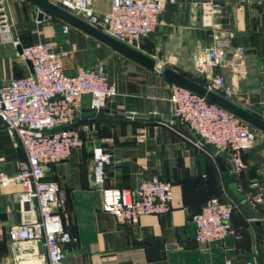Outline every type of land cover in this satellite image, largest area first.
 I'll return each instance as SVG.
<instances>
[{"label":"crops","instance_id":"0c3cea01","mask_svg":"<svg viewBox=\"0 0 264 264\" xmlns=\"http://www.w3.org/2000/svg\"><path fill=\"white\" fill-rule=\"evenodd\" d=\"M110 3L94 0L93 9L103 14ZM8 7L21 44L44 40L60 46L65 52L66 73H73L76 66L102 64L117 89L98 111L90 108L87 96L82 98L73 126L84 145L54 163L47 174L65 196V228L77 239L64 244V263L224 264L229 258L232 264H244L248 259L264 264V131L249 124L256 138L242 153L243 167L234 182L242 196L238 198L230 188L233 169L228 153L210 155L196 147L187 139L196 138L195 133L182 120L170 123L169 118L127 115L172 116L170 87L174 82L55 16L39 20V9L26 0H8ZM200 14L199 0L168 3L144 54L203 86L215 73L221 74L231 93L219 94L264 120V0L218 2L212 20L217 30L235 32L232 50L224 65L201 70L194 66L192 54L210 44L211 29L200 24ZM65 24L69 26L66 32L62 30ZM49 26L51 30H45ZM239 46L244 49L240 55L236 54ZM4 49L0 44V82L30 71L25 61V70L21 64L13 66ZM141 131L146 138L138 142L135 136ZM97 145L112 155L105 167V186L132 189L140 178L155 175L173 184L170 209L140 216L137 223L119 222L104 211L93 179L92 150ZM22 159L15 135L0 120V175H15ZM19 189L14 181H0V264H14L16 250L7 230L20 220L13 195ZM256 193L260 201L254 199ZM212 197L235 203L230 219L233 232L221 240L201 243L194 238L193 215ZM31 214L39 217L36 204ZM34 248H20L18 252L25 253L20 264H35L34 259L39 260L37 264H48L44 247L38 244Z\"/></svg>","mask_w":264,"mask_h":264},{"label":"built area","instance_id":"2783aa9c","mask_svg":"<svg viewBox=\"0 0 264 264\" xmlns=\"http://www.w3.org/2000/svg\"><path fill=\"white\" fill-rule=\"evenodd\" d=\"M49 1L115 39L134 46V42L155 30L166 5L177 0H111L109 10L103 14L94 11V0ZM199 1L200 24L211 29L210 44L192 54L194 66L201 70L225 64L235 32H221L213 23L215 8L221 0ZM12 27L8 0H0V44L14 48L20 44L19 55L32 67L21 77L0 82V120L15 135L23 151L17 173L10 177L0 175V181H14L20 186L13 194L19 206L20 220L9 226L7 237L16 250L14 264H20L19 260L25 255L18 252L20 248L35 251L38 244L44 247L48 264H65L63 246L77 239L65 228V196L59 184L47 178V174L54 163L68 158L73 149L84 145L79 131L73 126L82 98L87 96L90 108L98 111L117 94V89L102 64L88 68L76 66L73 73H66L65 52L60 46L44 40L23 45L18 37L14 39ZM68 28L65 24L62 30L66 32ZM243 53V47L236 48V54ZM206 88L225 95L231 93V87L219 73L211 77ZM170 101L172 115L200 136V139L188 137L192 144L210 155L216 154L205 149L204 144L209 143L217 152L229 154L236 172L243 167L242 153L253 146L256 138L249 124L177 83L171 84ZM169 120L173 122V119ZM145 138L142 131L135 136L138 142ZM92 160L94 183L102 198L101 207L119 222L137 223L140 216L161 214L170 209L172 182L153 175L140 178L132 189L107 187L105 167L112 160L110 151L97 145L92 150ZM254 199L261 200L259 193ZM35 204L38 218L31 214ZM234 207V202L209 198L193 215L194 238L209 243L232 233L230 219ZM224 264H232L231 259L226 258ZM244 264L254 262L248 259Z\"/></svg>","mask_w":264,"mask_h":264},{"label":"water","instance_id":"95a60500","mask_svg":"<svg viewBox=\"0 0 264 264\" xmlns=\"http://www.w3.org/2000/svg\"><path fill=\"white\" fill-rule=\"evenodd\" d=\"M33 5H35L39 12L37 14V18L41 20L43 17L47 18L49 15L55 16L59 18L60 20L66 22L67 24L82 30L83 32L89 34L90 36L98 39L101 42H104L105 44L111 46L112 48L116 49L117 51L121 52L125 56L131 58L132 60L150 68L153 70H156L160 74H162L164 77L168 78L174 83L180 84L189 90L205 97L206 100H208L211 103H214L223 109L227 110L228 112L232 113L233 115L239 117L246 123L250 124L251 126H254L262 131H264V120L255 114L250 113L249 111L237 106L229 99L223 97L219 93L213 92L206 88V86H203L192 79L180 74L179 72L165 66L161 62L153 59L152 57L142 53L141 51L135 49L134 47L119 41L115 39L114 37L106 34L105 32L101 31L98 28L93 27L92 25L88 24L78 16L64 10L63 8L57 6L56 4H53L49 0H26ZM12 33L14 39H17V33L15 31V28L12 27ZM16 50L18 54H21V45L17 44ZM29 70H32L31 64L28 60L25 61ZM128 116L133 117H139V118H169V119H176L180 120L177 116H162L159 114H153V113H146V114H138V113H127ZM193 131V130H192ZM194 132V131H193ZM196 138L200 139V136L195 133ZM202 140V139H201ZM203 141V140H202ZM207 147H210L214 152H217L214 148L211 147L209 143H205ZM230 162L232 164L233 174H232V183L230 184L231 190L236 194L238 198H241L242 196L238 194V190L234 184L235 178L237 175L236 168L234 163L232 162L231 158L229 157Z\"/></svg>","mask_w":264,"mask_h":264},{"label":"rangeland","instance_id":"374dc122","mask_svg":"<svg viewBox=\"0 0 264 264\" xmlns=\"http://www.w3.org/2000/svg\"><path fill=\"white\" fill-rule=\"evenodd\" d=\"M51 20L54 22L55 21V18L52 17ZM50 28L51 27L49 26L45 30L50 31L51 30ZM152 38H153V34L149 35L148 37H146L144 39L139 40L138 42H134L133 43L134 46H132V47H134L135 49L141 51L142 53H145L143 51L144 50V47H145V44H146V42H152ZM23 43L25 44V43H28V42H23ZM2 46H4V48H5L4 51H5L6 55H8L9 57H11L12 65L14 66L16 63L21 64L22 65V67H21L22 70H25V62L22 59V57L17 52H15L14 50L6 47L8 45H2ZM3 81H6V80H3Z\"/></svg>","mask_w":264,"mask_h":264},{"label":"bare ground","instance_id":"6f19581e","mask_svg":"<svg viewBox=\"0 0 264 264\" xmlns=\"http://www.w3.org/2000/svg\"><path fill=\"white\" fill-rule=\"evenodd\" d=\"M35 264H37L38 262H39V260L37 259L36 261H35V259H34V261H33Z\"/></svg>","mask_w":264,"mask_h":264}]
</instances>
